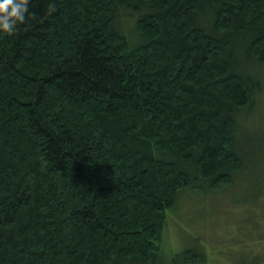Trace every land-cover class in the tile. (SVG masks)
<instances>
[{
  "label": "trees",
  "instance_id": "trees-1",
  "mask_svg": "<svg viewBox=\"0 0 264 264\" xmlns=\"http://www.w3.org/2000/svg\"><path fill=\"white\" fill-rule=\"evenodd\" d=\"M30 10L0 32V264H157L180 192L244 168L236 115L260 91L249 69L264 77V0Z\"/></svg>",
  "mask_w": 264,
  "mask_h": 264
},
{
  "label": "rangeland",
  "instance_id": "rangeland-1",
  "mask_svg": "<svg viewBox=\"0 0 264 264\" xmlns=\"http://www.w3.org/2000/svg\"><path fill=\"white\" fill-rule=\"evenodd\" d=\"M253 66L260 91L236 115L244 168L230 187L211 191L201 182L180 192L166 213L157 264H183L187 250L202 254L198 264H264V77Z\"/></svg>",
  "mask_w": 264,
  "mask_h": 264
},
{
  "label": "clouds",
  "instance_id": "clouds-1",
  "mask_svg": "<svg viewBox=\"0 0 264 264\" xmlns=\"http://www.w3.org/2000/svg\"><path fill=\"white\" fill-rule=\"evenodd\" d=\"M30 5L31 0H0V32H15L29 16H35Z\"/></svg>",
  "mask_w": 264,
  "mask_h": 264
}]
</instances>
